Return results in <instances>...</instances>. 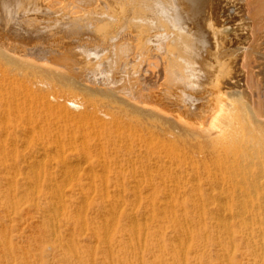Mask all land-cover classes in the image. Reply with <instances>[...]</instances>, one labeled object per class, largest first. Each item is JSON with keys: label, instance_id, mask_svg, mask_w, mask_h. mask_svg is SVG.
<instances>
[{"label": "rangeland", "instance_id": "rangeland-1", "mask_svg": "<svg viewBox=\"0 0 264 264\" xmlns=\"http://www.w3.org/2000/svg\"><path fill=\"white\" fill-rule=\"evenodd\" d=\"M23 1L28 5L21 14L36 15L39 13L37 8L64 7L73 0ZM216 1L221 12L224 11L221 15H211L207 9L199 22L190 19L187 24L174 0L113 1V6L117 5L116 9L114 7L116 12H113L118 18L117 31L122 30L126 19L133 20V28L129 30L133 35V64L136 62L133 65L136 95L137 92L138 96L144 94L147 106L157 112L133 114V153L123 156L124 159H133V177L107 176L98 171L94 177L82 174L77 178L66 176L53 181L46 170L37 169L34 163L21 159L20 154L28 151L25 143L20 142L14 154L15 146L8 140L5 144L0 132V154L7 151L11 155L7 159L0 155V264H264V187L257 195L247 191L241 192L242 195L238 193V196L231 194L228 185L218 178L225 171L215 162L213 167L218 169L211 167V158L214 157L200 145L202 137L189 127L188 134H181L182 138L188 137L182 139L180 133L173 134L175 131L170 125L164 124L167 114L178 123L194 125L210 113L221 96H225L223 92L239 89L235 85L243 87L245 99H251L250 89L244 86L251 60L238 51L251 47L253 40L251 25L245 17L247 9L241 4L242 0ZM35 3L38 5L36 10ZM20 6L22 4H17V8ZM161 11L168 13L165 18ZM176 15L182 20L176 19ZM225 26L227 31L223 30ZM174 32L175 39L181 34L204 35V53L195 55L199 61L194 55L184 56L178 48L171 46L175 41ZM99 37L106 46L110 45L108 36ZM150 38L160 41L157 39L154 43ZM137 39L146 43L140 44ZM158 59L160 63L157 64ZM176 62L185 63L183 67L195 76L196 81L187 84L171 75ZM215 77L231 84L221 81L223 83L219 86ZM142 80H149L152 84L141 83ZM158 90L160 93L156 97ZM18 134L24 137L22 133ZM35 134L41 137L37 130ZM163 134L175 135L176 142H168L170 136ZM189 140L197 144L188 146L186 142ZM165 142L173 149H168ZM205 166L211 167L214 175L205 171ZM235 177L240 178V175ZM92 178H95V184ZM90 181L95 188L90 187ZM106 183L109 189L103 187ZM79 184L84 185L82 192L77 190ZM175 185H178L177 189Z\"/></svg>", "mask_w": 264, "mask_h": 264}, {"label": "bare ground", "instance_id": "bare-ground-1", "mask_svg": "<svg viewBox=\"0 0 264 264\" xmlns=\"http://www.w3.org/2000/svg\"><path fill=\"white\" fill-rule=\"evenodd\" d=\"M10 1L11 3H7V0H0V132L5 144L8 140V143L14 145L12 149L15 154L19 147L18 144L25 143L28 151L24 150L20 154L21 159L29 164L34 163L37 169L46 170L53 181H57L56 179L60 177L75 178L82 174L94 177L97 176L98 171L107 176L114 174L120 178L133 177V159L123 157L124 155L131 156L133 153V114L151 115L150 112L153 111L147 106L144 94L138 96L137 92L136 95L135 89L137 88L133 86V65L136 62L133 64V35L129 30L133 28V20L126 19L122 30L117 31L119 27L116 28L115 24L118 18L113 14L116 12L114 7L116 9L117 5L113 6L114 0H73L70 6L67 4L69 7L50 5L37 8L39 13L36 15H29L27 12L21 14L28 5L26 1ZM17 4H22V6L17 8ZM217 4L215 0H174V5L179 8L178 11L184 16L186 24L187 21H191L190 19L199 22L202 15L205 16L207 9L211 15L217 16L219 13L221 15L224 11L221 12ZM241 4L247 9L245 17L251 25L250 33H252L251 37L253 36L251 47L238 50L246 56V59L251 60L244 85L246 89H250L251 99H245L243 87L235 85L239 89L223 92L227 99L224 98L225 96H219L217 104L212 110L210 109L211 111L209 110L210 113L204 115L201 121H197L198 124L195 123L198 126L178 123L167 114L164 116V124L170 125V128L175 131L173 134L178 132L180 135H186L192 128L199 137H202L200 145H203V148L206 147L208 153L210 152L214 157V160L211 158V167L214 168L213 164L216 163L220 166L218 168L225 171V174L218 178L224 182V185H228L226 187L232 190L231 194L242 195L241 192L247 191L257 195L264 187V0H242ZM37 6L35 3L34 9ZM164 14L165 18L168 13ZM175 18L179 17L177 18L176 15ZM223 30L227 31V27ZM175 32L173 36L170 33V39L172 36L175 40L171 46L178 48L180 54L198 56L199 53H204L206 46L204 35L201 33L191 36L179 34L180 36L175 39ZM103 35L110 38L109 46L101 41V37L98 38V36L104 37ZM137 40L140 43V40ZM151 40L154 41L150 38ZM160 60L156 63H160ZM180 64L173 66L171 75L180 82L187 84L194 82L193 77L195 76L183 67L185 63ZM215 78L219 86L223 82L227 85L231 84L219 77ZM140 82L147 85L152 84L149 80ZM219 90L221 93V88ZM159 93L160 90L155 93L156 97ZM235 96L238 97L237 100L233 99ZM151 113L156 114L157 112ZM36 130L40 132L41 137L35 136ZM19 132L24 137H21ZM168 135L171 138L168 142L173 143L176 140L175 135L174 137ZM156 137L161 139L160 136ZM197 140L196 142H199ZM186 143L194 147V143L190 140ZM167 146H169L168 149H173L170 148L172 145L169 143ZM124 150L125 153H123ZM7 153L6 151L0 155L7 159L11 156ZM210 168L205 166L204 169L213 174ZM218 174L216 175L219 176ZM235 175H240V178H236ZM107 176L106 180H108ZM95 178H92V181ZM92 181H90L92 184L90 187L95 188V182L93 181V184ZM83 186L79 184L77 190L82 192ZM103 187L109 189L107 183ZM134 187L140 189V186L138 188L134 185Z\"/></svg>", "mask_w": 264, "mask_h": 264}]
</instances>
